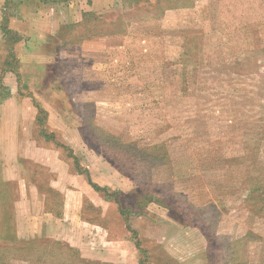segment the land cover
I'll use <instances>...</instances> for the list:
<instances>
[{
	"label": "rangeland",
	"instance_id": "1",
	"mask_svg": "<svg viewBox=\"0 0 264 264\" xmlns=\"http://www.w3.org/2000/svg\"><path fill=\"white\" fill-rule=\"evenodd\" d=\"M173 246L264 264V0H0V264Z\"/></svg>",
	"mask_w": 264,
	"mask_h": 264
},
{
	"label": "crops",
	"instance_id": "2",
	"mask_svg": "<svg viewBox=\"0 0 264 264\" xmlns=\"http://www.w3.org/2000/svg\"><path fill=\"white\" fill-rule=\"evenodd\" d=\"M78 21L80 22V19ZM78 21H74V22H78ZM106 86L107 85H105L103 87L106 89ZM100 90H102V89H100ZM92 96H95V95H92ZM92 100H94V99H92ZM51 156H52V153L50 152V150L47 149V146L42 147V148H34V150L32 152V157H33L34 162L36 161L38 163H48L49 165L53 163V168H54V166H57L55 172L58 173V176L60 177V179H62L60 181H63V178H62L63 177V162H62V160L54 159V158H52L53 156L52 157ZM87 167H88V165H87ZM79 178H81V177H79ZM88 185H89V183L88 184L81 183V186L79 188L82 192H84V191H86L85 188L88 189ZM70 208H71V211H73L72 206H69L68 211H66V213H65L64 220H66L67 218H70ZM72 218H73V216H72ZM173 224H174V226H179L181 229H183V227H184V225L176 223V222H173ZM56 230H58V229L56 228L55 231ZM61 235L62 236L67 235L65 229H62L60 232H58V233L56 232L54 234L55 237H59ZM75 246L80 248L78 245H75ZM205 248L206 247L204 246L202 253L206 252ZM163 251L165 254H167V256L169 258H172L173 260H175V262H178V263L180 262L179 264H199L198 262L201 260V257H202V255H201L202 253L201 254L197 253V251H195V249L193 250V253L191 256L192 251L188 247H180V249H177L173 246V247H170L169 250L165 249ZM165 257H166V255H165ZM188 257L190 259L189 262H188V259L185 262H181L185 258H188Z\"/></svg>",
	"mask_w": 264,
	"mask_h": 264
},
{
	"label": "trees",
	"instance_id": "3",
	"mask_svg": "<svg viewBox=\"0 0 264 264\" xmlns=\"http://www.w3.org/2000/svg\"><path fill=\"white\" fill-rule=\"evenodd\" d=\"M147 197H148V195H147ZM148 199L150 200V197H148Z\"/></svg>",
	"mask_w": 264,
	"mask_h": 264
}]
</instances>
